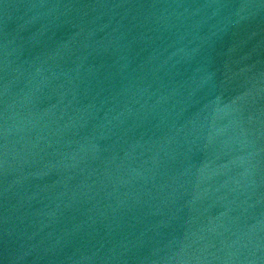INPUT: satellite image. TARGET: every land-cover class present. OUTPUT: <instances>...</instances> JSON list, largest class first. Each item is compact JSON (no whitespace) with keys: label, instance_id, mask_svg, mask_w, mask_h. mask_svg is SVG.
<instances>
[{"label":"water","instance_id":"1","mask_svg":"<svg viewBox=\"0 0 264 264\" xmlns=\"http://www.w3.org/2000/svg\"><path fill=\"white\" fill-rule=\"evenodd\" d=\"M0 264H264V0H0Z\"/></svg>","mask_w":264,"mask_h":264}]
</instances>
